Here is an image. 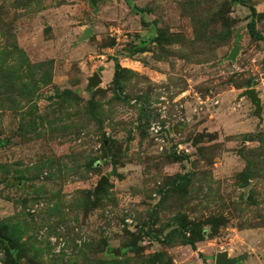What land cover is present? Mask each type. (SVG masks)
Listing matches in <instances>:
<instances>
[{"label":"rangeland","instance_id":"rangeland-1","mask_svg":"<svg viewBox=\"0 0 264 264\" xmlns=\"http://www.w3.org/2000/svg\"><path fill=\"white\" fill-rule=\"evenodd\" d=\"M0 233V264H264V0H0Z\"/></svg>","mask_w":264,"mask_h":264},{"label":"water","instance_id":"water-1","mask_svg":"<svg viewBox=\"0 0 264 264\" xmlns=\"http://www.w3.org/2000/svg\"><path fill=\"white\" fill-rule=\"evenodd\" d=\"M87 34H89V31H85L84 33V36H86ZM237 50L238 48L237 47H233L230 52H229V55H228V60H233L237 54ZM101 81L99 79V77L94 74L93 77L89 80V83L91 85H96V84H99ZM241 96H245L251 105H253L254 107V111H253V114L254 116H256L259 121H260V112H261V107H260V101H259V98L257 97V94L255 92V89H247L245 91H243L241 93ZM107 183V179L105 177H101L99 179V181L97 182L96 184V187H95V192L97 193L98 191H100L101 189V186L102 185H105ZM0 240H3L5 241L7 247L9 249H11V244L10 242L4 238L3 234L0 233ZM240 262V259L239 258H229L227 257L226 254L224 253H217L215 256H214V264H239Z\"/></svg>","mask_w":264,"mask_h":264},{"label":"trees","instance_id":"trees-1","mask_svg":"<svg viewBox=\"0 0 264 264\" xmlns=\"http://www.w3.org/2000/svg\"><path fill=\"white\" fill-rule=\"evenodd\" d=\"M248 9H249V12L251 15H255V10L253 9V7L248 6ZM246 27L248 30V34L252 39H254V40L260 39V36L258 34H256L253 30L252 20H250L246 24ZM121 71H122V69L119 67L117 62L113 61V73H112V82L113 83L117 82ZM189 226H190V228H189ZM179 230H181V235H180L181 236V244L188 246L191 250H195V243L202 241V239H203L201 229L193 223L192 224L187 223L185 225H181ZM5 233H1V234H3L4 238L10 242L11 249H12L11 239L8 238ZM1 241L5 242L3 240H0V242ZM7 249H8V247H7ZM203 264H205V263H203Z\"/></svg>","mask_w":264,"mask_h":264},{"label":"built area","instance_id":"built-area-1","mask_svg":"<svg viewBox=\"0 0 264 264\" xmlns=\"http://www.w3.org/2000/svg\"><path fill=\"white\" fill-rule=\"evenodd\" d=\"M151 131L153 132V133H156L157 132V128L156 127H154V125L152 124L151 125Z\"/></svg>","mask_w":264,"mask_h":264}]
</instances>
